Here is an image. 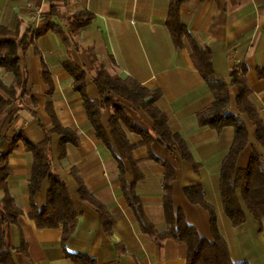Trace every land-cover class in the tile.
Instances as JSON below:
<instances>
[{"label":"crops","instance_id":"obj_1","mask_svg":"<svg viewBox=\"0 0 264 264\" xmlns=\"http://www.w3.org/2000/svg\"><path fill=\"white\" fill-rule=\"evenodd\" d=\"M170 1L0 0V26L18 40L29 29H41L43 18L52 6L60 13L88 10L94 14L91 24L78 37L79 49L69 47L52 30L36 37L27 49L18 48L27 84L24 94L0 115V132L9 138L21 132L24 139L41 142L53 127V113L62 127L77 134V144L67 142L64 155L60 154L61 135L52 134L51 156L52 171L65 181L78 213V223L64 241L62 226L39 228L29 217L34 157L22 138L9 156L7 180L9 193L23 211L17 223L7 228V240L16 264H75L66 251L89 258L90 264L188 263L186 243L167 239L158 245L153 236L141 229L127 202L118 161L97 137L84 98L75 90L73 77L64 67L67 60L86 71V93L92 100L99 98L93 82L96 63L114 77H132L151 90L161 91L156 105L167 116L169 129L185 140L198 169L178 153L166 150L155 138L149 146L142 145V137L125 128L129 140L137 144L132 156L141 177L136 180L135 191L156 230L165 232L168 228L164 207L165 167L161 163L166 161L176 171L172 182L174 210L184 213L201 238L213 242L210 212L201 204L189 201L184 193L186 187L201 185L206 202L215 210L231 261L264 264V222L256 220L247 210L239 190L245 223L235 227L225 213L220 191L221 168L235 131L231 126L221 132L199 126L197 114L215 98L195 66L188 39H184L183 48L174 44L166 24ZM180 12L182 23L198 46L210 50L216 75L229 81L235 65L245 61L246 79L251 88L249 99L264 122V75L260 74L264 71V0H185ZM54 21L62 24L57 18ZM0 80L10 87L15 76L0 66ZM236 95L234 88L231 114H238ZM126 112L139 127L152 130L153 122L143 110L126 102ZM109 117L110 113L105 111L101 119L107 131ZM243 117L250 142L239 155V168H247L254 149L264 155L255 141V125ZM124 168L126 181H134L130 163L125 162ZM49 188V181L45 180L34 196L38 206L46 203ZM4 194L0 190V201ZM86 195L103 205L107 221H103L98 207L84 198Z\"/></svg>","mask_w":264,"mask_h":264},{"label":"trees","instance_id":"obj_2","mask_svg":"<svg viewBox=\"0 0 264 264\" xmlns=\"http://www.w3.org/2000/svg\"><path fill=\"white\" fill-rule=\"evenodd\" d=\"M184 1H170L166 24L176 47L183 48L184 39H188L195 66L215 98L211 105L197 114L198 124L201 127H210L217 132H221L228 126L233 127L235 131L232 146L224 158L221 168L220 191L225 213L235 227L245 223L246 214L238 194L239 190L247 210L262 223L264 222V155L254 149L247 168L237 166L239 155L250 142V132L243 115L255 125V141L264 150V122L259 118L256 107L249 99L251 88L246 79L247 64L245 61L237 63L229 81L216 75L212 67L210 50L199 47L181 21L180 9ZM55 18L59 19L62 24L56 23ZM93 19L94 14L88 10L60 13L52 6L50 12L43 18L44 26L37 31H34L33 28L29 29L21 40H18L6 27L0 26V38L2 37L0 39V66L13 72L15 76L14 83L10 87L0 80V115L7 111L13 101L24 94L26 88V73L20 64L18 48L27 49L36 37L52 30L58 32L69 47L79 49L78 37L81 35L82 29L91 24ZM96 64V76L93 78V82L99 92L97 100H92L87 96L86 71L72 60L65 61L64 67L73 77L75 90L79 91L84 98L85 109L97 137L110 148L118 161L120 180L127 202L141 229L153 236L158 245H162L167 239L186 243L188 246L187 264H237L230 259L226 241L220 234L217 225L215 210L206 202L205 190L201 185L186 187L184 193L189 201L201 204L210 212L213 242L201 238L196 228L187 222L184 213L181 210H174L172 182L176 178V171L166 161H161V163L165 167L164 207L168 228L165 232H158L149 221L135 191L136 180L141 177L137 162L132 156V150L137 144L129 140L125 128L138 133L142 137V145L149 146L155 138L166 150L178 153L182 159L192 163L195 169H198V165L193 160L183 137L169 129L167 116L157 107L156 101L161 97L160 90H151L132 77H114L103 65ZM260 74L264 75V71L261 70ZM234 88L237 89L235 105L238 114L229 113L231 94ZM126 102L138 110H143L151 118L153 122L151 131L139 127L131 120L126 112ZM105 111L110 113L109 131L104 128L101 120ZM52 117L54 119L53 127L46 132L45 139L38 143L24 139L21 132H17L13 138L4 136L0 132V190L5 193L0 201V264H16L7 240V228L9 225L17 223L23 211L9 193L7 180L10 176L9 156L17 148V143L22 138L27 150L32 152L34 157L30 183L31 210L29 217L35 221L39 228L62 226L64 241L69 238L77 226L78 213L72 204L67 185L59 175L52 171L51 135H61V155L66 153L67 142L77 144L78 136L74 131L62 127L53 113ZM125 162H129L134 170V181L130 183L126 181L125 177ZM45 180H48L50 184L46 203L43 206H38L34 201V196L41 190ZM81 193L82 195L86 194L83 187H81ZM84 198H89L98 207L103 221H107V211L103 205L87 195ZM66 255L75 264H90L88 263L90 259L85 256L67 251Z\"/></svg>","mask_w":264,"mask_h":264}]
</instances>
